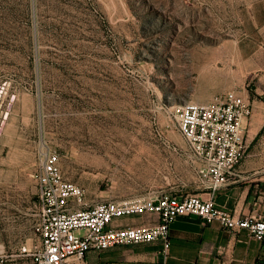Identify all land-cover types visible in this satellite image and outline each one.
I'll return each instance as SVG.
<instances>
[{"label":"rangeland","instance_id":"rangeland-1","mask_svg":"<svg viewBox=\"0 0 264 264\" xmlns=\"http://www.w3.org/2000/svg\"><path fill=\"white\" fill-rule=\"evenodd\" d=\"M257 19L264 0H0L8 250L35 237L49 157L90 201L149 192L156 151L187 145L173 112L210 97Z\"/></svg>","mask_w":264,"mask_h":264},{"label":"built area","instance_id":"built-area-1","mask_svg":"<svg viewBox=\"0 0 264 264\" xmlns=\"http://www.w3.org/2000/svg\"><path fill=\"white\" fill-rule=\"evenodd\" d=\"M254 114L243 91L218 95L209 103L189 102L173 112L178 131L189 145L192 162L211 198L170 192L90 201L80 184L70 181L58 156L49 157L37 174V242L16 253L0 252V264H89L88 254L118 246L161 242L167 261L172 227L180 218L197 217L204 227L219 224L236 234L243 230L264 246V217L238 218L217 205L219 193L237 176L246 157L245 131ZM157 216L155 224L112 227L119 219ZM264 264V254L261 257Z\"/></svg>","mask_w":264,"mask_h":264},{"label":"crops","instance_id":"crops-1","mask_svg":"<svg viewBox=\"0 0 264 264\" xmlns=\"http://www.w3.org/2000/svg\"><path fill=\"white\" fill-rule=\"evenodd\" d=\"M234 54L230 70L217 71L218 83L210 97L199 100L202 104L209 103L218 95L238 90L244 92L254 107L245 131L246 157L233 183L219 193L216 202L238 218L264 217V19L262 22L257 19L255 31L236 43ZM156 153L160 154L152 160L154 178L142 186L150 191L131 192V196L170 192L211 198V191L203 187L198 178L188 143L167 145ZM122 197L125 196L112 199ZM158 221L157 216H136L116 220L112 227L155 224ZM34 236L14 251H9L8 245L0 241V252L11 254L25 244L33 246L37 242L35 232ZM171 237L172 247L167 261L162 254L163 244L157 242L92 251L88 254L89 264H260L264 254L263 244L248 231L233 234L219 224L204 227L197 217L178 219L172 227Z\"/></svg>","mask_w":264,"mask_h":264}]
</instances>
